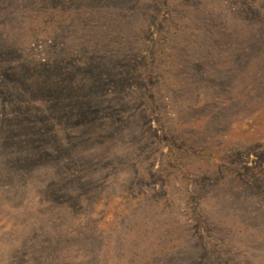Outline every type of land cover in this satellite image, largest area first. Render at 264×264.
Returning a JSON list of instances; mask_svg holds the SVG:
<instances>
[{
    "label": "rangeland",
    "instance_id": "rangeland-1",
    "mask_svg": "<svg viewBox=\"0 0 264 264\" xmlns=\"http://www.w3.org/2000/svg\"><path fill=\"white\" fill-rule=\"evenodd\" d=\"M0 264H264V0H0Z\"/></svg>",
    "mask_w": 264,
    "mask_h": 264
}]
</instances>
